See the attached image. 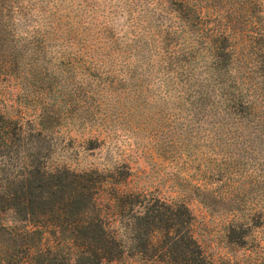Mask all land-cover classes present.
Wrapping results in <instances>:
<instances>
[{
  "label": "rangeland",
  "instance_id": "rangeland-1",
  "mask_svg": "<svg viewBox=\"0 0 264 264\" xmlns=\"http://www.w3.org/2000/svg\"><path fill=\"white\" fill-rule=\"evenodd\" d=\"M14 3L25 22L18 38L34 32L44 41L40 82L27 96L19 81L0 77V108L27 130H49L25 146L33 164L57 167L65 184L72 171L99 170L130 192L182 201L214 260L253 264L255 244L239 247L244 234L234 226L250 223L264 246V139L253 137L255 126H217L204 56L191 55L169 1L0 0L4 49L15 36ZM43 108L56 116L53 126H27ZM4 151L0 177L8 178L18 172V148ZM27 259L21 248L14 264Z\"/></svg>",
  "mask_w": 264,
  "mask_h": 264
},
{
  "label": "trees",
  "instance_id": "trees-1",
  "mask_svg": "<svg viewBox=\"0 0 264 264\" xmlns=\"http://www.w3.org/2000/svg\"><path fill=\"white\" fill-rule=\"evenodd\" d=\"M168 1L191 55L204 56L217 126H255L253 137L264 139V0ZM8 16L15 36L4 49L0 22V77L19 81L28 96L40 82L34 68L44 41L34 32L18 38L25 25L20 4L14 3ZM46 111L27 126H53L56 116ZM24 126L0 108V155L18 148L12 155L19 162L18 172L0 177V264H14L21 248L28 259L18 264H108L125 258L141 264H237L229 258L214 260L204 250L182 201L130 192L126 180L99 170L72 171L75 180L65 184L57 167L33 164L25 146L33 134L49 130ZM257 166L264 169V164ZM234 228L244 234L239 247H250V240L255 244L247 260L264 264V246L252 225L238 222ZM10 239L11 249L4 242Z\"/></svg>",
  "mask_w": 264,
  "mask_h": 264
}]
</instances>
